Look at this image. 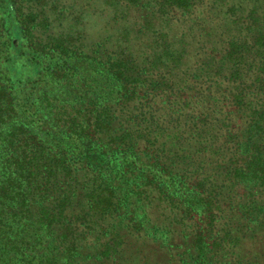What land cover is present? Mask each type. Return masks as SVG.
<instances>
[{
    "label": "trees",
    "instance_id": "trees-1",
    "mask_svg": "<svg viewBox=\"0 0 264 264\" xmlns=\"http://www.w3.org/2000/svg\"><path fill=\"white\" fill-rule=\"evenodd\" d=\"M157 256L264 264V0H0V264Z\"/></svg>",
    "mask_w": 264,
    "mask_h": 264
},
{
    "label": "rangeland",
    "instance_id": "rangeland-1",
    "mask_svg": "<svg viewBox=\"0 0 264 264\" xmlns=\"http://www.w3.org/2000/svg\"><path fill=\"white\" fill-rule=\"evenodd\" d=\"M146 244V243H145ZM157 250L153 247V246H151V245H149V244H146V249H145V251H144V254L148 257V256H150L151 254H157ZM151 257V256H150ZM165 262V259H163V257H156L155 259H152L151 258V260H150V262H149V264H163Z\"/></svg>",
    "mask_w": 264,
    "mask_h": 264
}]
</instances>
